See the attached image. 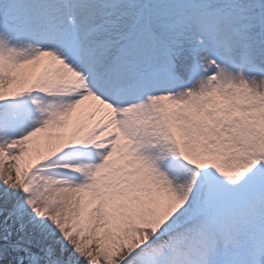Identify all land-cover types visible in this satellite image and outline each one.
<instances>
[{
  "label": "snow or ice",
  "instance_id": "1",
  "mask_svg": "<svg viewBox=\"0 0 264 264\" xmlns=\"http://www.w3.org/2000/svg\"><path fill=\"white\" fill-rule=\"evenodd\" d=\"M0 264H264V0H0Z\"/></svg>",
  "mask_w": 264,
  "mask_h": 264
}]
</instances>
